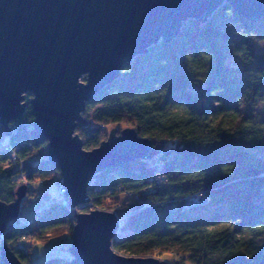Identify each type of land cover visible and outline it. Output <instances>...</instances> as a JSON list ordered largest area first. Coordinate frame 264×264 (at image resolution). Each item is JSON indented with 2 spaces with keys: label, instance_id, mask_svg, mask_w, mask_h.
Masks as SVG:
<instances>
[{
  "label": "trees",
  "instance_id": "1",
  "mask_svg": "<svg viewBox=\"0 0 264 264\" xmlns=\"http://www.w3.org/2000/svg\"><path fill=\"white\" fill-rule=\"evenodd\" d=\"M257 41L264 42V19L248 22L224 4L204 24L189 21L174 41L134 59L119 80L86 103L76 129L86 151L106 142L111 128H129L158 152L152 160L100 173L88 187L91 208L82 206V213L119 208L115 253L155 259L172 254L180 259L176 264H264V55L255 52ZM231 49L239 66L226 65ZM26 103L25 125L12 127L7 145L16 155L11 168H4L10 158L0 152V204L16 202L24 183L62 180ZM154 176L162 182L152 183ZM31 193L27 188L21 209ZM199 194L210 203L185 209ZM18 220L0 236V264L4 250L29 264V252L18 249H28L24 240L72 236L75 226L74 212L53 201L42 216ZM45 264L81 263L70 257Z\"/></svg>",
  "mask_w": 264,
  "mask_h": 264
},
{
  "label": "water",
  "instance_id": "2",
  "mask_svg": "<svg viewBox=\"0 0 264 264\" xmlns=\"http://www.w3.org/2000/svg\"><path fill=\"white\" fill-rule=\"evenodd\" d=\"M224 4L251 23L264 19V0H0V126L4 136L25 125V96L33 129L48 142L73 209L89 204L88 184L100 173L157 156L133 129L110 133L86 151L76 129L86 103L120 79L122 69L160 42L174 41L189 21L207 22ZM87 76V82H81ZM27 187L12 205L0 204V236L19 219ZM70 255L81 264H167L114 252L120 229L108 211L78 213ZM4 264H21L6 250Z\"/></svg>",
  "mask_w": 264,
  "mask_h": 264
},
{
  "label": "rangeland",
  "instance_id": "3",
  "mask_svg": "<svg viewBox=\"0 0 264 264\" xmlns=\"http://www.w3.org/2000/svg\"><path fill=\"white\" fill-rule=\"evenodd\" d=\"M255 52L258 54L264 55V42L263 41H257L255 43ZM228 54L229 56L226 60V65L229 67L239 66L237 65L239 62V59H238V56L234 53V51L231 49ZM81 82L86 83L87 76L83 77L81 79ZM31 100H32V97H28V96L26 97V102H30ZM259 113H260V116L264 118V106H260ZM112 129L117 130L118 135H120V133L122 132V130H119L117 128H111V130ZM3 139L6 145L10 144V140H11L10 136H4ZM14 164L15 163L13 162V158H10V161L4 165V168L9 169ZM95 180L96 179L91 180L89 183L91 185H94ZM62 185H63V181L61 180L60 183L58 184L55 178L51 180H47L46 185L42 183H36L33 186H31V185L24 183V187L31 188L33 194L31 193L32 196H30L29 202L26 203L21 209L19 220H18L20 224H25L26 222L33 219L36 215L42 216V215H39L38 213L41 210H44L45 208L49 207L48 202L51 203L53 201L54 203H58V202L60 203L61 196L59 195V189L62 188ZM204 203L206 204L208 203L207 199L203 197L202 195H198V196H194L190 198L189 201H187V206L191 209V208L198 207V206H204L205 205ZM88 207L91 208L90 206ZM90 211L92 212V211H99V210L90 209ZM110 212L113 214L117 212V214L115 215L119 221L121 220L122 216L117 206L114 207L112 211ZM78 213H82V212L78 211ZM88 213L90 212H87V214ZM125 234H127V232L120 233L118 238L123 237ZM24 244L29 249V250L28 249L26 250L27 252H29V258H28L29 264H45V262L50 259H55V258L61 259L65 255L68 256L69 258L71 257L69 250L72 244V236L69 235L68 233L62 236H59V235L53 236L52 238L44 242L37 241V240L30 238V239L24 240ZM158 257H159L157 258L158 260L163 261L167 264H176L175 263L176 260L178 262L180 261V259L177 256L172 255V254L159 255ZM183 264H190V263L184 262Z\"/></svg>",
  "mask_w": 264,
  "mask_h": 264
},
{
  "label": "built area",
  "instance_id": "4",
  "mask_svg": "<svg viewBox=\"0 0 264 264\" xmlns=\"http://www.w3.org/2000/svg\"><path fill=\"white\" fill-rule=\"evenodd\" d=\"M13 150V148H11L10 146H7L5 143H4V139L3 138H1L0 139V152H4L5 154H7L8 156H9V158H13V162L15 163L16 162V155H15V151H12ZM17 151H18V149H17ZM160 169V168H159ZM155 178L154 179H152L151 180V182L153 183V182H156L157 184H159L160 182H162V177H157V176H154ZM96 177H94L93 179H91V180H94ZM95 183V182H94ZM93 186H95V184L94 185H91L90 183L88 184V187H93ZM65 193V190L63 189L62 190V188L61 189H59V195L61 196V201H60V204L63 206V207H65L67 210H69V211H73L74 212V210L75 209H73V207H72V205H71V201H70V199L67 197V195H65L64 194ZM199 195H202L203 197H205L206 199H207V201H208V203L207 204H209L210 203V199L207 197V196H205L204 194H199ZM195 196H198V195H195ZM194 197V196H193ZM192 198V197H191ZM190 199V198H189ZM189 199L187 200V201H189ZM49 203V207L48 208H50L51 206H52V202L50 203V202H48ZM205 205H207L206 203H204ZM87 206V205H86ZM88 206H90L91 207V205L90 204H88ZM48 208H45L44 210H41L38 214L39 215H42V214H44V212L46 211V210H49ZM81 209H82V206L81 207H79L78 209H76L75 211H81ZM119 209V208H118ZM185 209H190L188 206H187V202H186V206H185ZM115 214H117V212H115ZM39 216H35L34 218H38ZM33 218V219H34ZM32 219V220H33ZM31 220V221H32ZM18 249H20V250H22V251H24V252H27L26 251V248L24 247V246H19V248Z\"/></svg>",
  "mask_w": 264,
  "mask_h": 264
},
{
  "label": "crops",
  "instance_id": "5",
  "mask_svg": "<svg viewBox=\"0 0 264 264\" xmlns=\"http://www.w3.org/2000/svg\"><path fill=\"white\" fill-rule=\"evenodd\" d=\"M22 243H24V241H23ZM63 258L67 259V258H69V257L65 255Z\"/></svg>",
  "mask_w": 264,
  "mask_h": 264
}]
</instances>
